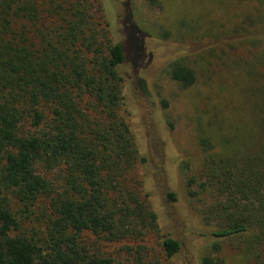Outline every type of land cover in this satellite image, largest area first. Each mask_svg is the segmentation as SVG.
<instances>
[{
	"label": "trees",
	"instance_id": "16d2710c",
	"mask_svg": "<svg viewBox=\"0 0 264 264\" xmlns=\"http://www.w3.org/2000/svg\"><path fill=\"white\" fill-rule=\"evenodd\" d=\"M207 1L236 8L228 28L201 14L184 16L180 26L183 37L210 38L208 66L218 69L200 76L189 55L168 65L181 88L202 79L213 95L199 134L205 159L188 194L211 196L200 214L213 225L216 250L220 240L241 241L264 264V0ZM120 29L123 41L106 0H0V264H175L182 251L179 239L162 232L144 181L133 175L146 158L122 110L120 68L126 40L138 32L128 12ZM160 37L171 40V31ZM26 221L38 228L27 233ZM152 233L160 238L153 254L141 242ZM88 234L96 240L88 242ZM99 241L123 246L102 251ZM203 264L219 262L208 256Z\"/></svg>",
	"mask_w": 264,
	"mask_h": 264
},
{
	"label": "rangeland",
	"instance_id": "374dc122",
	"mask_svg": "<svg viewBox=\"0 0 264 264\" xmlns=\"http://www.w3.org/2000/svg\"><path fill=\"white\" fill-rule=\"evenodd\" d=\"M125 3H128L127 7ZM106 4L116 39H126L120 29L126 12L138 30L133 39L126 40L129 42L128 60L120 68L124 76L122 110L136 135L141 155L146 158L144 163L136 164L133 175L144 181V190L149 193L158 213L162 232L183 243L174 263L203 264L204 258L210 256L219 264H259L248 257L241 241L220 240L221 248L216 250L214 243L218 239L212 235L213 225H206L200 214L212 198L209 194L198 197L188 194L189 178L199 174L205 159L199 134L202 128L208 127L213 95L208 97V87L202 79L193 87L183 89L170 78L168 71L170 61L182 55H189L187 61L200 76L206 77L211 69H218L214 64L212 68L208 66L213 54L207 51L214 46L210 38L203 34L183 37L186 27H181L180 21L186 15H211L213 24L210 25L219 22L228 28L236 8L224 4L222 9L207 0H163L156 8H151L145 0H106ZM162 29L171 31V40L160 37ZM217 30L224 31L222 27ZM221 57V69L230 76L229 69L222 62L227 61V56ZM133 62L139 63L138 67ZM239 99L240 95H236L234 104L240 103ZM222 110L241 125L232 107H223ZM209 131L215 134L214 128ZM195 186L192 188L197 189ZM168 192L177 194L175 202L168 199ZM47 204L44 201L35 207L38 215ZM33 227L38 228L30 221L25 222L27 233L32 232ZM85 237L90 243L96 240L91 234ZM141 242L152 254L160 249V238L154 233ZM99 243L102 251L109 252H116L123 246V243L108 246L103 241ZM137 244L141 243L137 242L135 246Z\"/></svg>",
	"mask_w": 264,
	"mask_h": 264
}]
</instances>
